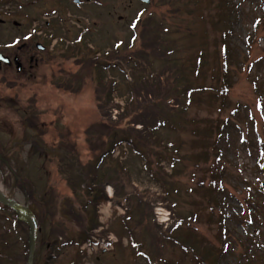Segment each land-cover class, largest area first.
Listing matches in <instances>:
<instances>
[{"label": "rangeland", "instance_id": "obj_1", "mask_svg": "<svg viewBox=\"0 0 264 264\" xmlns=\"http://www.w3.org/2000/svg\"><path fill=\"white\" fill-rule=\"evenodd\" d=\"M80 2L75 5L72 0H16L13 4L2 0L0 4V15L20 25V29L6 33L5 43L15 41L17 46L39 43L45 48L39 54L37 65L32 64L31 74L15 78L14 70L7 76L0 70V154L3 155L0 190L9 199L22 205L30 204L36 215L42 211L26 200L23 191L33 193L34 201L50 189L56 195L54 228L51 220L44 217L37 235L34 264H199L191 250L183 251L181 245L188 240H199L204 246L219 248L217 227L205 216L210 209H199L193 204L199 199L194 174L197 178L200 176L194 166L201 164L204 151L209 158L217 154L229 172L224 209L230 217L226 226H230L233 251L224 257L222 264H257L254 259L249 263L246 259L253 258L248 252L250 248L264 256V212L252 216L246 201L253 190L264 198V0H151L149 5L137 0ZM51 13L57 16L53 20ZM144 21H150V29L148 26L143 29L146 41L150 43L155 34L158 36L153 28L159 26V33L165 35L162 47L175 50L187 74L197 68L195 56L199 51L203 54L201 69L206 72L207 81L212 80L213 69L226 61L233 83L226 101L202 94L195 98L200 102L187 107L173 100L167 105L165 100L155 104L159 92L152 95L138 88L136 99L129 102L135 78L140 81L136 73L126 69L120 74L110 68L99 74L96 65L110 63L106 62L110 60L108 57L119 59L124 48L127 55L134 57L142 44L140 27ZM225 28H231V33ZM78 32L84 38L76 45ZM30 33L32 36L28 38ZM132 37L134 40L130 41ZM158 42L155 50L161 45L160 40ZM116 45L119 47L117 56L112 52ZM97 58L101 61L99 64L93 62L90 69L84 68L87 62ZM74 75L82 78L74 79L72 90L76 93L64 90ZM102 77L103 89L109 82L116 83V90L111 93L113 100L107 110L102 111L109 115H100L95 103L94 94L101 91L98 80L103 81ZM133 103L137 108H131ZM116 107H121L122 111L118 112ZM184 108L186 112H182ZM125 109L141 110L134 119V116L123 117ZM30 111L34 115L31 117H35L36 129L24 125ZM110 119L121 122V128L142 131L145 137H148L147 130L155 129L152 143L139 146V153L127 145L115 150L102 164L105 170L121 167L118 186L127 195L126 198L122 194L116 197L124 204L112 201L111 206L105 207L106 213L121 216L126 208L128 212L133 207V200L141 196L145 202L141 208L149 218L138 221L136 217L130 220L117 217L109 221L105 214L99 221L103 223L101 230L89 231L88 235L100 233L101 237H109L111 232L118 243L109 253L84 259L78 249L82 231L77 223L85 216V191L78 188L73 192L65 182L68 174L58 172L57 164L62 155H32L28 142L39 135L42 143L48 147L54 145L56 150L60 142L72 144V158L83 172L89 173L97 154L89 151L85 130L100 121L108 123ZM140 120L147 126L146 131L135 124ZM156 121L163 122L156 127ZM137 135L133 133V138H138ZM104 148L102 146L101 150ZM173 159L175 168L171 166ZM63 161L64 167L66 161ZM18 180L23 181L22 188L17 187ZM102 203L99 209L104 208ZM260 204L264 211V199ZM158 207L171 212L173 221L179 222L173 233L181 239L178 244L163 237L154 227L152 210ZM213 213L219 217L218 209ZM82 223L87 229L85 217ZM14 224V216L0 206V236L9 245L3 255H11L14 264H24L22 257L18 260V254L22 255L27 233ZM53 241L55 244L50 247ZM64 242H68V246H62Z\"/></svg>", "mask_w": 264, "mask_h": 264}, {"label": "trees", "instance_id": "obj_2", "mask_svg": "<svg viewBox=\"0 0 264 264\" xmlns=\"http://www.w3.org/2000/svg\"><path fill=\"white\" fill-rule=\"evenodd\" d=\"M149 23L150 21H144L142 28L140 27L142 44L140 49L134 53V57H132L131 54L127 55V53H125L127 49L124 48V53H119V59L117 57V59L112 60L111 57H108V59L110 60L106 61H111L110 63H113L112 68L117 69L120 74H124L126 69H131L134 73L137 74V77L140 79V81H137L138 79H136L133 75L135 81L133 85L134 87L132 86L130 89L131 96L129 97V102H132L133 99H136L137 96H135V91L137 92L138 88L144 89V91H149L152 95H154L155 92H159V97L156 98L155 104L159 103L160 100H165V104L167 105L169 100H173L177 104L181 103L182 107H187L188 105H190V103L200 102L195 98L202 94H208L211 98H222L224 101H226L225 99L233 85L232 79L230 78V70L228 68L227 62L223 63L219 68L213 69L211 75L212 80L207 81L205 78L206 72L202 71L201 69V66H203V54L201 53V51H199V55L197 54V56H195L197 60L196 64H198V66H196L197 68H194L193 70L191 69V71H189L187 74L184 69V62L183 60H180L179 57L175 56V50L169 47H162V44H165L163 40V38H165V35L159 33V26H154L153 28V31L158 33V36L157 34H155L150 43L146 41V31L143 32V29H145L147 26L150 29ZM228 31H230L229 28L227 32ZM159 40L161 45L158 46L159 49L155 50L154 48L157 43H159ZM161 41L163 42L161 43ZM113 52V54L117 56L118 50L115 49ZM141 57L142 60L144 58L143 61L141 60ZM93 62L98 64L100 63L99 60L92 59L87 62V65H85L84 68L90 69L91 66H94ZM110 63H106L104 65L103 63H101L99 65H96L98 67V73L101 74L106 69H109L111 67ZM156 64L159 65L158 68L156 67ZM215 72L217 74V77H215ZM74 76L73 80L65 85L66 90H71L72 86L75 85L74 79H82L80 77H77L78 75ZM163 76L169 77L162 81L161 77ZM103 82L104 79L103 81L101 79L98 80V86H101V91H95V103L100 115H109L108 113H102V111H104L107 108L108 103L112 101L111 93L116 90V86L112 81L109 82V86H105V89H103ZM72 93H74L73 90ZM166 99H168V101H166ZM131 108L137 107L133 103L131 104ZM140 110L141 109H131L130 111H128V109H125L126 112L124 113L123 117L130 116L132 118V116H134V119H136V113ZM182 112H186V109L184 108ZM29 116L34 115L30 112ZM105 121L106 120L100 121L94 125L89 126L84 133L85 139L88 143L89 151L91 153L94 152L97 154L96 163L89 173L83 172L82 167L79 166L77 161L72 158L74 154V148L72 144H64L60 142V144L58 145L59 149L56 150V148H53L54 145L48 147L46 144L42 143L39 135L30 138V141L28 142L32 155L43 157H47L48 155L53 154L57 156L62 155L61 158L58 157V172L60 174H63V172L68 174V177L65 178V182L73 192L78 188L85 191L84 194L86 196V201L83 205V209L84 211H86L84 213H86L85 218L88 224L87 229H85V226H83L85 224L78 221L82 231V233H80L81 236L79 239L82 241L87 239L88 232L94 230V228L97 226L96 207L99 205V203L106 199V196L104 194V187L106 185H111L114 188L116 197L121 196L120 194H122L124 198L127 197V195L122 192L121 186H118L121 179L119 174V169H121V167H118L119 169L105 170L102 167L103 162L106 158L111 156L114 148L119 146L123 142L129 145L130 148H133L136 153H139V151L137 150L139 146L144 147L149 143H152L150 141L152 136L154 135L153 131L155 130L154 129L151 132L147 130V126L145 125L143 120L135 121V124L141 125L145 131H148V137H145L142 131L134 130L132 128H121V122H113L111 121V119L108 120V123H105ZM161 122L163 121H156V127H159L161 125ZM24 124L29 126L30 120L28 119L27 122H24ZM162 125H164V123ZM30 126L36 129L35 124H31ZM207 132L210 133V129H208ZM133 133L138 134V138H133ZM203 145L206 147L208 146L207 143ZM102 146L106 148H104V150H101ZM0 157H3V155L0 154ZM140 157L145 160V157L143 155L140 154ZM63 160L66 161V166L64 167L62 166L64 162ZM175 164L176 160L173 159V163L171 164V166L175 168ZM65 168L67 169V172ZM194 168L195 170H197V173L200 174V176L197 178V176L194 174V180L199 191V199L193 204L199 209H210V213L205 216L211 219V222L217 227L216 239L217 242H219V248L210 245L204 246V244H202V242H200L199 240H195L194 242L188 240L187 243L185 245H181V247L184 250H191L192 255L200 262V264H222L224 257H226L233 251L232 235H229L230 226H226V222H228L230 217L225 213L226 210L224 209V204L227 206L225 200L228 194L225 189V183L227 182L229 172L226 165L221 161V158L217 154H214L213 158H209L207 152L205 151L203 152L201 164L200 162L195 163ZM22 184L23 181L18 180L16 182L18 188H22ZM23 192L25 194L26 200L31 202V205L35 203L36 206L39 207L42 211V214H35L39 227H41L44 217H48L51 220L52 228H54L53 221L55 220L56 212V195L53 193L54 191L51 189L49 191H46L43 196L37 199V201H34L33 193H27L26 191ZM252 193L253 194H251L246 201V205L249 206L248 209L252 211V216L259 215V213L264 212L262 209V205L260 204L262 203V199L264 198L258 191L253 190ZM167 195H169L168 192ZM140 197L141 196L133 200L134 205L133 207H130V210L126 215H129L130 217H124L127 220H130V218L133 219L134 217H136L138 221L149 218V215H145V210L141 208L145 205V202H143L142 197ZM223 199L224 201L222 203ZM214 209L219 210V217L214 216ZM12 215L14 216L13 213ZM254 221L255 220H253V222L251 221L252 224L254 223ZM16 225L21 226L23 230H25L26 228L24 224L18 223L15 220L14 227ZM178 225L179 222L175 223L174 227L170 228L166 232L160 231V234L163 237L172 239V241L178 244L181 239H179V236H173V233L176 230V226ZM54 244L55 242L52 245ZM52 245H50V247ZM3 249L5 250L6 247L4 246ZM250 250L251 251L248 252L253 255V258H250V256L247 257V263H249L251 259L252 261L254 259L257 264H260L264 261V256L258 254L254 248H250ZM21 257L23 258V263H25L27 257L26 242L23 243Z\"/></svg>", "mask_w": 264, "mask_h": 264}, {"label": "flooded vegetation", "instance_id": "obj_3", "mask_svg": "<svg viewBox=\"0 0 264 264\" xmlns=\"http://www.w3.org/2000/svg\"><path fill=\"white\" fill-rule=\"evenodd\" d=\"M2 0H0V4ZM11 3L16 4V0H9ZM56 12H54L55 14ZM53 13H51V19L53 20V18L57 17L56 15H54ZM10 17H4L2 15H0V55L4 56L5 58H7L9 60L8 64H3L0 63V70H3L4 74L7 76L8 73L9 75L12 74V71L14 70V66H13V61L17 60L19 62V64L21 65V71L19 73V75H27V74H31L32 72V64H34V66L37 65V60L39 57L40 53L44 52V47L42 49V51H39L38 47L35 45L31 46V45H26V44H22L19 46H11V47H7L5 44V37H6V33H10L11 31L14 32L15 29H20V25L17 24L16 21H14L13 19H9ZM50 19V20H51ZM46 27H49V23L45 24ZM39 32L41 29H38ZM33 31H31L32 33ZM33 33L37 34V31H34ZM28 77H33L32 75H28Z\"/></svg>", "mask_w": 264, "mask_h": 264}, {"label": "water", "instance_id": "obj_4", "mask_svg": "<svg viewBox=\"0 0 264 264\" xmlns=\"http://www.w3.org/2000/svg\"><path fill=\"white\" fill-rule=\"evenodd\" d=\"M140 1H142L145 4L149 3V0H140ZM0 204L10 208L13 212H15L17 216V220L27 225L29 229V237H28V256H27L26 264H32L34 248H35V240L37 234V222L35 220V217L27 207L21 206L14 200L4 197L1 193H0Z\"/></svg>", "mask_w": 264, "mask_h": 264}, {"label": "bare ground", "instance_id": "obj_5", "mask_svg": "<svg viewBox=\"0 0 264 264\" xmlns=\"http://www.w3.org/2000/svg\"><path fill=\"white\" fill-rule=\"evenodd\" d=\"M1 191V190H0ZM2 192V191H1ZM3 193V192H2Z\"/></svg>", "mask_w": 264, "mask_h": 264}]
</instances>
